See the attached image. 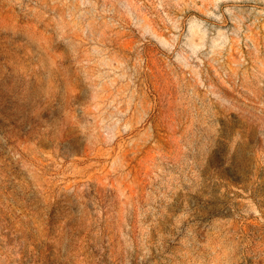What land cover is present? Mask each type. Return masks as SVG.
Wrapping results in <instances>:
<instances>
[{
  "label": "rangeland",
  "instance_id": "374dc122",
  "mask_svg": "<svg viewBox=\"0 0 264 264\" xmlns=\"http://www.w3.org/2000/svg\"><path fill=\"white\" fill-rule=\"evenodd\" d=\"M0 264H264V0H0Z\"/></svg>",
  "mask_w": 264,
  "mask_h": 264
}]
</instances>
